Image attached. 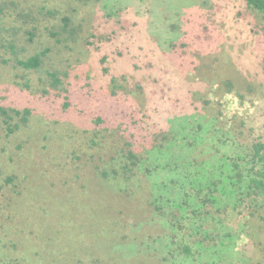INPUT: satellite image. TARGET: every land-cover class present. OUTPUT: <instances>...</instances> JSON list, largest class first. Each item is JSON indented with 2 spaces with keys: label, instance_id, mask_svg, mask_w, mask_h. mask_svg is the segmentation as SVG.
Returning <instances> with one entry per match:
<instances>
[{
  "label": "rangeland",
  "instance_id": "1",
  "mask_svg": "<svg viewBox=\"0 0 264 264\" xmlns=\"http://www.w3.org/2000/svg\"><path fill=\"white\" fill-rule=\"evenodd\" d=\"M64 17L76 41L51 36ZM11 43L23 57L49 50L42 73H68V108L14 65ZM0 102L31 111L0 116V264H264L263 185L195 219L154 208V183L175 179L167 196L180 201L197 169L232 172L264 136V21L245 0H0ZM130 149L151 177L124 173ZM195 224L215 239L196 244ZM172 241L190 256L172 261Z\"/></svg>",
  "mask_w": 264,
  "mask_h": 264
},
{
  "label": "trees",
  "instance_id": "2",
  "mask_svg": "<svg viewBox=\"0 0 264 264\" xmlns=\"http://www.w3.org/2000/svg\"><path fill=\"white\" fill-rule=\"evenodd\" d=\"M247 6L257 11L261 14V17L264 21V0H245ZM50 13V12H48ZM63 27L62 31L59 32H51V36L54 38H57L58 42H62V40L68 41L71 38H75L74 41H76L79 38V27H70L71 19L68 17H64L62 19ZM108 22V20H107ZM120 32L127 31L125 28V25L120 26ZM120 33V36L121 34ZM116 36L117 33H113ZM29 35L31 38H33L34 33L29 32ZM9 48L12 49V53L14 54V65L17 67L22 68L24 71L32 72V73H42V68L45 63V58L47 57V54L49 53V50H42L40 52H37L29 57H23L21 56V50L18 49V47L11 43L8 45ZM101 65H102V73L103 74H109L110 70L108 67V58L106 56H103L101 59ZM43 78H40L42 83L45 85L43 88L42 94H49L51 90H58L60 92H64L66 94L65 97V108L69 107L68 103V73L67 72H60L58 70L51 71L47 70L42 73ZM44 80V81H43ZM116 81L115 77L111 78V83L114 84ZM230 86V84H228ZM29 87V81L25 83L24 88ZM119 86L117 87V89ZM124 88L123 86L121 87ZM117 91H112L113 95H116ZM13 114L21 115L23 116L22 121L26 122L27 117L31 114L30 109H25L24 111H20L18 109H11L7 108L5 105H2L0 102V116L4 117L5 122L7 120H11V117ZM201 129V125L199 126ZM131 144H128L130 146ZM251 154L246 155V157H239L237 161H233V167L231 168V171L228 168V165L226 166V171L228 173H225L224 170L219 169V172L215 173L217 175V178L215 180L208 179L206 172H208L207 168H199L196 171L195 174V181H190L189 185H193V194L183 193V197L179 201L178 199H175L173 197H168L170 188H173L174 185L177 184L175 179H170V182L163 183L162 185H157V183H154L155 188V199L154 204H157L154 208L155 210L160 213L163 211V204L162 201H165L168 205L174 206L173 208L183 209L188 208L190 209L189 213L192 219H195L197 217H200L202 214L201 209L206 208L208 206L215 205V201L218 195L226 196V197H233L236 192L240 193L242 195V191L244 190L243 184L247 187V194L250 195L251 192L256 193V188L258 185L264 186V136L263 137H254L251 139ZM125 163L123 165L124 173H132L133 169H137L138 171H142L145 173L146 176L151 177L152 171L156 169V167L150 166L148 167L145 162L144 158L138 155L135 150L130 149L127 151V153L124 154ZM143 166L144 167L142 169ZM144 170V171H143ZM168 173H172L173 170L167 169ZM117 174V172H115ZM167 174V173H166ZM173 174V173H172ZM105 177H108L106 173L104 174ZM168 176V174H167ZM11 181V179H9ZM177 187V186H174ZM182 190L183 187L181 186ZM191 188V187H190ZM185 189V187H184ZM1 191V187H0ZM205 192L204 195L201 194ZM221 193V194H218ZM236 196V195H235ZM244 197V196H243ZM162 205V206H161ZM210 213L206 211V214ZM162 215L164 213H161ZM196 226V227H195ZM195 236L198 237V240L196 244H199V246H202L203 243L209 239L214 240L213 237L214 234L218 233V230L215 229V231H212L211 227L210 229H205V227H202L201 225L195 224ZM169 228L172 231H175V235L179 234V232H182L183 224L180 222V220L176 221L173 225H170ZM204 228V229H203ZM185 231V230H183ZM174 235V236H175ZM175 246V249H174ZM169 247L170 248V258L173 261L175 259V255L179 254L183 257H189L192 253V248L188 245H181L179 243H176L175 241L171 242ZM167 247V249L169 248ZM175 250V253L173 252ZM178 256V255H177ZM179 257V256H178Z\"/></svg>",
  "mask_w": 264,
  "mask_h": 264
}]
</instances>
